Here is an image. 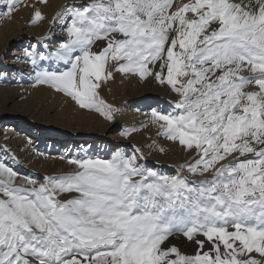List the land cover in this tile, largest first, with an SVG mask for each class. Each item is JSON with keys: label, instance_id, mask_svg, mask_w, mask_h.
<instances>
[{"label": "snow or ice", "instance_id": "6c2138e0", "mask_svg": "<svg viewBox=\"0 0 264 264\" xmlns=\"http://www.w3.org/2000/svg\"><path fill=\"white\" fill-rule=\"evenodd\" d=\"M48 4L0 0V22L30 8L29 27L49 25L0 53V81L27 73L110 123L124 106L104 89L154 83L168 107L120 137L153 128L188 158L168 174L117 145L37 178L0 157V264H264V0H74L51 18Z\"/></svg>", "mask_w": 264, "mask_h": 264}, {"label": "bare ground", "instance_id": "6f19581e", "mask_svg": "<svg viewBox=\"0 0 264 264\" xmlns=\"http://www.w3.org/2000/svg\"><path fill=\"white\" fill-rule=\"evenodd\" d=\"M72 2L74 0H49L48 6L43 10L51 18L62 4ZM30 15V8H22L12 21L0 22V53L14 42L15 47L8 55L15 56L22 44L27 45L30 41L34 42L35 38L45 35L49 27L47 22L29 27ZM7 65L13 66L12 61L8 60ZM10 79L13 80L12 83L0 81V146L10 149L29 169L41 172L57 163L47 160L53 158L50 155L59 159L65 157L62 161L86 154L107 157L110 151L116 150L117 145L120 146L119 150L129 153L132 150L129 145L133 144L141 147L146 154L151 152L147 164L168 174H175L176 166L188 158L166 141L157 138L153 128L135 132L127 140L120 137V132L125 128H140L141 122L145 120L142 113L150 111L149 105L168 107V101L172 97L154 83H120L118 78L111 85V92L104 89L103 95L109 102L124 106L123 114L110 123L94 113L79 110L70 100L50 89H33L27 73L23 79L20 74L10 73ZM117 128H120V132L115 135ZM55 134L57 136L53 137ZM149 137L157 139L171 150L166 155L153 151L149 147L152 142ZM44 139H49V142L42 143ZM0 156L16 170H21L20 165L13 162L10 156H5L2 150ZM26 171L31 172L28 169Z\"/></svg>", "mask_w": 264, "mask_h": 264}, {"label": "rangeland", "instance_id": "374dc122", "mask_svg": "<svg viewBox=\"0 0 264 264\" xmlns=\"http://www.w3.org/2000/svg\"><path fill=\"white\" fill-rule=\"evenodd\" d=\"M15 47V43L13 42L8 48H7V51L9 53H11V50ZM9 79H10V73H9ZM9 128H12V127H9ZM22 131V130H21ZM120 132V128H117V132L115 133V135H118V133ZM21 134V132H18ZM23 133V131H22ZM57 135L55 134V136L53 137H56ZM162 139V138H161ZM49 139H44L42 141V143H48ZM163 140V139H162ZM48 146V144H47ZM183 153V152H182ZM51 157L53 158H49L47 160H53L54 162H57V163H54L52 164V166H50L48 169H46L45 171H41V172H38V171H35L33 169H29L27 168V164L25 162H23V160H18L19 161V165L21 167V170L18 171L21 175H32V176H35L37 178H40V177H43V176H46V175H61V174H65V173H68L72 170V166H70L67 161H62L61 159H59L57 156H54V155H50ZM1 157V156H0ZM58 160H61V162H59ZM26 169H28L29 171L31 172H28L26 171ZM162 171V170H161ZM176 243L182 248V250L188 252L189 254L193 251V246L191 245H187L185 244L183 241L181 240H177Z\"/></svg>", "mask_w": 264, "mask_h": 264}]
</instances>
